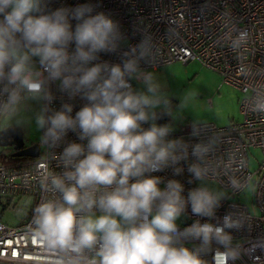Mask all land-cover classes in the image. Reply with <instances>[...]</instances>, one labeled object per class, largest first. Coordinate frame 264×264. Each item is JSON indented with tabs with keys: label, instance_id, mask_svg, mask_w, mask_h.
<instances>
[{
	"label": "clouds",
	"instance_id": "1",
	"mask_svg": "<svg viewBox=\"0 0 264 264\" xmlns=\"http://www.w3.org/2000/svg\"><path fill=\"white\" fill-rule=\"evenodd\" d=\"M248 36L239 31L232 48ZM126 43L118 21L92 3L0 0L3 126L26 100L36 102L39 147L59 169L43 175L32 208L29 234L42 264H236L242 246L232 233L246 229L247 218L216 216L225 192L206 183L212 146L190 145L157 122L168 100L147 70L153 39L144 29L139 43ZM77 99L84 101L78 110ZM253 111L264 113V102ZM185 164L200 182L187 192L180 180L156 175L171 169L178 177ZM189 209L197 219L181 227Z\"/></svg>",
	"mask_w": 264,
	"mask_h": 264
},
{
	"label": "built area",
	"instance_id": "2",
	"mask_svg": "<svg viewBox=\"0 0 264 264\" xmlns=\"http://www.w3.org/2000/svg\"><path fill=\"white\" fill-rule=\"evenodd\" d=\"M86 2L118 21L126 37L125 47L139 43L147 29L154 43L153 66L148 69L156 70L171 62L196 61L242 94V122L220 128L211 123L184 122L173 135L190 145L212 146L208 163L214 174L207 181L225 192L216 216L234 211L247 218L246 229L232 233L242 246V256L236 264H264V156L253 173L247 163L249 148L259 149L264 155V113L253 111L264 102V0H50V7H74ZM243 30L249 34L247 42L233 49L232 38ZM101 58L112 63L120 61L117 54H101ZM53 91L58 108L61 94L55 85ZM74 103L78 110L84 101L77 99ZM168 105L173 106L171 100ZM194 131L196 136L192 135ZM69 138L75 136L70 134ZM189 162H194V158L190 157ZM50 171L59 169L44 149L42 153L39 150L37 158L12 164L0 162V264H42L41 249L29 234V227L32 208L43 195L40 180ZM156 175L165 180H180L186 192L199 182L191 178L187 164L178 177H173L171 169ZM232 180L238 182V187L233 188ZM248 188H253L256 216L240 200H235ZM21 210L24 217L17 224L3 221L5 213ZM186 217L181 227L197 219L190 209Z\"/></svg>",
	"mask_w": 264,
	"mask_h": 264
},
{
	"label": "rangeland",
	"instance_id": "3",
	"mask_svg": "<svg viewBox=\"0 0 264 264\" xmlns=\"http://www.w3.org/2000/svg\"><path fill=\"white\" fill-rule=\"evenodd\" d=\"M156 74L157 82L160 85L161 95L173 106L168 105L169 121L175 130L178 125L184 122L193 124H215L217 127H226L232 122H242L243 116L240 114V99L242 94L232 86L223 83L220 75L208 67L201 66L198 62L190 63L171 62L168 65L157 68L156 70L147 69ZM39 105L31 100H26L19 111L11 120L0 116V131L5 128H20L23 132L25 147L33 144L39 145V133L35 130L34 113ZM158 112L161 110L158 109ZM12 148V147H11ZM10 148V149H11ZM40 152L43 149L38 146ZM6 147L0 146V156L6 155ZM13 150V149H11ZM248 161L250 172L258 170L262 160V152L256 148H249ZM206 183L218 190L219 187L213 183ZM200 184L198 182L197 186ZM235 200L248 208L253 215H258L253 200V188H248L242 195ZM24 217V210L15 213L7 212L3 216V221L10 225H15Z\"/></svg>",
	"mask_w": 264,
	"mask_h": 264
},
{
	"label": "water",
	"instance_id": "4",
	"mask_svg": "<svg viewBox=\"0 0 264 264\" xmlns=\"http://www.w3.org/2000/svg\"><path fill=\"white\" fill-rule=\"evenodd\" d=\"M161 118L157 121L165 124L169 121L168 114L165 111L158 112ZM23 132L20 128H5L0 131V146L12 147L14 158H37L39 156V148L37 144L30 145L25 148L23 141Z\"/></svg>",
	"mask_w": 264,
	"mask_h": 264
},
{
	"label": "trees",
	"instance_id": "5",
	"mask_svg": "<svg viewBox=\"0 0 264 264\" xmlns=\"http://www.w3.org/2000/svg\"><path fill=\"white\" fill-rule=\"evenodd\" d=\"M6 155L4 156H0V162L4 163V164H12L15 162H20V161H24V160H28L29 158H14L13 157V153L14 151L11 150V147H6Z\"/></svg>",
	"mask_w": 264,
	"mask_h": 264
}]
</instances>
